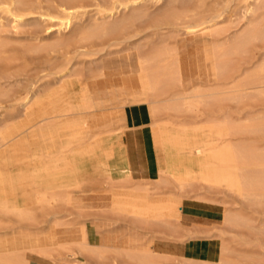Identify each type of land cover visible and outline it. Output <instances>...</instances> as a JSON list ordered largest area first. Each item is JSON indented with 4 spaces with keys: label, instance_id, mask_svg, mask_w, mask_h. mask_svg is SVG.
Segmentation results:
<instances>
[{
    "label": "bare ground",
    "instance_id": "obj_1",
    "mask_svg": "<svg viewBox=\"0 0 264 264\" xmlns=\"http://www.w3.org/2000/svg\"><path fill=\"white\" fill-rule=\"evenodd\" d=\"M83 1L0 0V109L3 102L15 100L17 104L14 117L0 120V264H263L264 226H256L254 220L240 213L220 210V226L189 228L192 231L187 240H194V244L177 253L167 246L155 245V240L150 245L132 240L112 222L107 224L111 228L105 236L88 223L68 225L54 220L37 225L47 208L63 203L81 214L91 209L107 216L127 217L140 228L156 227L171 237H179V228L173 222L181 225L184 218H208V213L200 210L206 204L201 198L192 204L182 201L180 209L163 212L140 203L124 206L112 197L113 188L104 187L118 184L121 189L144 192L147 197L158 194L142 187L123 186L144 178L145 172L154 175L156 181L168 176L181 186L193 183L177 180L165 170L145 171L119 181L108 176L80 181L76 175L73 187L37 189L31 165L33 154L43 162L44 171H51L49 162L62 157L69 163L70 172L73 169L69 158L74 146L59 136L67 132L74 120L71 116H78L80 124L85 118L91 121L92 131L84 130L89 134V143L97 142L104 134L123 130L136 133L158 124L204 129L205 147L196 148L194 154L206 155L212 162L230 152L239 171L241 198L260 209L264 206V147L239 139L248 134L262 137L263 115L249 113L240 122L224 117L199 124L154 121L143 125L146 119L164 115L201 117L221 111L225 104L248 109L254 104L264 105V53L257 63L248 59L253 47L264 50V0H89L97 9L88 21L83 20L89 12ZM145 3L159 5L158 14L152 16L142 9ZM25 25L34 28L21 31L22 35L18 29ZM163 29H170V41L160 36L152 46L141 42L145 31L160 33ZM178 33L180 38L197 41L196 52L213 84H193L194 79L186 76ZM171 40L175 43L170 44ZM119 45H123L126 55L120 70L112 76L110 67L97 62L106 48L112 50ZM77 57L82 59L76 62ZM235 58L248 67H234ZM28 59H40L37 64H42L36 65H46L51 71L46 75L40 71L44 76L37 78L39 73H34L35 77L31 74L30 78L29 71L33 70L27 74ZM93 85L99 87L95 89ZM135 96L140 99L133 101ZM43 102L48 103V110L37 117ZM118 106L132 110L114 112V120L127 123L136 119L139 128L103 131L100 126L94 130L92 113ZM215 129L224 134L214 138ZM30 131L37 133L35 150L27 145ZM40 147L42 153H38ZM23 158L28 164L26 171L20 163ZM213 181L198 183L214 188L217 184ZM87 192L98 193L96 206L82 203L80 196ZM233 231L243 233L244 238L240 235L239 241L226 239ZM212 237L218 238L220 244L210 245L201 239ZM233 244L253 249L254 256L238 253Z\"/></svg>",
    "mask_w": 264,
    "mask_h": 264
},
{
    "label": "rangeland",
    "instance_id": "obj_2",
    "mask_svg": "<svg viewBox=\"0 0 264 264\" xmlns=\"http://www.w3.org/2000/svg\"><path fill=\"white\" fill-rule=\"evenodd\" d=\"M84 1H83V5L85 9H87L86 11L87 12L89 11L88 12L89 15L84 14L87 16V18L86 16L83 15L84 16L83 20L88 21L92 17H94L95 12H93V10L96 11L95 9L97 8L92 1L89 0H84ZM159 8H160L159 5H153L151 3H145L144 6H142V9H145L152 16L158 14ZM29 26L30 25H28V28L26 25L24 26L27 29H25L22 26L21 29L22 28L24 29L21 30L19 28L18 31L20 32L25 30L30 31L32 29L31 27L33 26H31L30 28ZM29 31H26V33H28ZM20 32L18 33L20 34ZM151 32L152 31L148 30L142 34L141 42L143 41L142 43H144L145 45L156 44L160 36H163L166 39L168 38V36L170 37L172 36L170 29L169 30L163 29L160 32L161 34L157 32H152V33ZM21 34L24 35L22 32ZM180 35L181 33L177 34L179 38L181 37ZM183 38H180L179 42L184 40L185 47L183 48L182 55L185 62L186 76L194 79L193 84H201V85L213 84V81L207 75L208 70L206 69V66L202 63L200 54L196 52L195 47L197 45V41L191 39L190 37H183ZM168 40L169 38L167 39V41ZM169 43L172 44L175 42L172 41ZM123 48H124L123 45L112 47V50L111 49L108 50L109 48H106L105 49L106 51L104 50L103 52L104 54L103 53L100 54L101 58L97 63L104 62L108 67H110L109 75L113 76L114 73L120 70L119 66L123 62L124 56L126 55L125 51H123ZM259 48L260 49H258V46H255L250 50L249 52L250 57L248 55V59L251 58L250 63H257L258 60L260 61V57L261 55H263L264 50L261 49V47ZM81 59H82L81 57L80 58L77 57V59L74 60L77 62V60L80 61ZM236 59L237 58H235L232 63L234 67H236L239 70H243L244 68L248 67V65L240 63V59L237 60ZM28 60L30 63L29 62L27 63H29L30 66L29 64H27L28 66L27 74H28V70H33L31 71L32 73L29 71L28 74L29 77L32 74L34 78L35 74L39 73L37 74V78H40L41 76H44L48 74L49 71H51V69L47 68L46 65L42 67L37 66L42 64L40 61L39 64H37L38 60L40 59H37V61L31 59ZM35 65L37 67H35ZM78 67H82V65H79ZM42 69L45 71H43ZM40 71L44 72V75L41 74ZM97 87H99V85H93L92 88L96 89ZM1 105L3 106H1L0 109L1 110L0 120L6 121L7 119L9 120L10 118L15 116L17 109V104L15 100L3 102ZM251 106L253 107L248 109L232 104H225L222 106L221 111L215 113H207L201 117L164 115V116H157L154 118L146 119L144 120L143 125L149 124L150 122H154V121L169 122L180 125H188L193 123L199 124L211 118L216 120H221L224 117H228L234 122H240L243 121L246 115L249 113L264 116V105L254 104ZM47 110H48V103L43 102L37 109V117L41 112L44 111L47 112ZM130 110H132V108L130 107L118 106L115 108H106V109L97 110L94 113H92L91 116L93 117L94 122L97 121L98 116H103L106 129L129 127L131 129L136 130L139 128V126H137L136 119L135 120L132 119L131 122H127V123L114 120V116H115L114 112H118L116 114H119V111L120 113H124L125 111H130ZM77 117L71 116L70 118L74 120L70 121L71 122L70 124H72L75 127L77 125H80V128H71L67 132H63V131L60 132L59 136L61 138L64 139L74 138L81 136L84 130L92 131V125H91L92 123L89 119L85 118L81 120L82 124H80L79 122L80 119H77ZM22 120H23L22 118L19 119V121ZM140 130L143 131V136L140 138L137 137L135 138V140L132 141L127 140L126 134L134 132L133 130L119 131L117 133H113L114 135L112 134L102 135V140L106 142L112 141L108 147L110 150V157L107 159V162H105L102 148L100 147V145L96 143L92 144V148L95 149L94 157L95 158L99 157V161L101 165L98 171L100 176L103 177L102 179L108 176L114 181H119L120 179H124L133 176L135 174H140L145 171L165 170L167 173H169L177 180L188 181L193 183L187 186H181L168 176H162L160 177V181H156V178L153 175L142 179L131 180L127 184L123 185L124 187L127 188L142 187L150 190L152 193H158L155 195H151L149 197H147V194L144 192H136L130 189L119 188L122 185L121 186L118 184L104 185V187L106 188L107 187L113 188L111 195L114 198V200L119 201L124 206H129V204L132 203L134 204L140 203L149 207H154L155 209H159L163 212H167V211H175L180 209L182 206V201H187V203L192 204L193 201H195V199L201 198L204 200L206 204H203L200 207V210L205 213H208V218L198 219V220L195 218H188V219L184 218V220H182L181 222V225L173 222V225L178 226L179 228L177 232L179 237H171L167 235L166 232L164 233L162 229L160 230L159 228L157 229L156 227H154L155 229L153 227H151L152 229L140 228L138 225H135L130 218L127 217L116 218L113 216L104 215L99 211H94L91 209L81 214L71 205L63 203L58 205V207L47 208L38 218L37 225L38 226L48 225L54 220L68 225L88 223V225L95 226L96 228L99 229V231L104 230L106 233L107 231H110L109 228H111V227H107V224L112 222L114 223L113 226L115 228L121 229L127 236L131 237L133 240H138L140 243H143L145 245H150L155 240L154 242L155 245L167 246V248H169L174 253L186 250V248L194 244V240H187L188 238L187 234H189L193 230L192 227L195 228V226L197 227L202 226L204 227V229H210L212 227H215V225H217L216 227L220 226L221 223L219 220V215L221 214L220 210H222L223 212L244 214L249 218H251L252 220H254V224L256 226H258L259 224L262 227L264 226V206L263 208L261 206V209L258 206L256 207L252 206L251 204L244 202L240 196L239 192H241V189H240L239 171L237 170V165L233 162L231 153L230 152L224 153L217 160H214L212 162L209 159V157L206 155L203 157V156H196L194 154V150L196 148L205 147L206 141H205L204 129L201 128L183 129L175 126L158 124L155 127H147V128L143 127ZM212 132L214 138L216 136L224 134V132L219 131V129H215ZM88 135L85 136L84 140L87 139L86 137H88ZM27 138H28V144H27L28 148L31 150L32 149L35 150L38 145L37 133L30 131V133H28L27 135ZM112 138H115V140ZM239 139L245 141L247 144H250L249 142H251L253 145L256 146L260 144L258 147H264V135H262L261 137L260 135L257 136V135L248 134L239 137ZM254 142L255 143L257 142L258 144L257 143L255 144ZM142 153H145L149 156L148 158L149 162L147 167L136 166L138 165L136 164V161L140 158ZM102 160L104 161L106 167L103 166ZM25 161L26 159L24 160L23 158L22 162L20 163L22 168L26 171L28 170V164L27 161L26 162ZM49 166L51 171H44L43 162L35 158V154H33L32 168L34 171V176H35L34 178L37 185V189L53 188V190H57V189L66 188V186L67 187L75 186L74 180H76V174L74 168L71 169L70 172L69 163L65 158L62 157L56 159L54 162H49ZM238 167L242 169L248 168V166H244V165L243 166L238 165ZM201 180L204 181L214 180L213 182L216 183L217 186L214 188H209L203 183H198ZM97 197H98V193L91 194L90 192H87L82 196H80L82 203L85 206H96L97 203H99ZM211 206H215L217 207V209ZM213 215H215L216 217H214ZM189 228H191L192 230H190ZM236 232L237 231L229 232L232 235L228 234V236H226L225 238L226 239L228 238L230 240L231 238H234V241L241 240L240 239L241 232L240 235L238 233L236 234ZM178 235L176 234V236ZM241 238L242 239L244 238L243 233L241 235ZM201 239H204L206 243L210 245L220 244L218 238L213 239L212 237V238H201ZM204 240H197V241L201 242ZM232 246L235 247V250L238 253L242 251L244 253H247V256H250L249 254L254 256L255 251L253 249L241 248L236 246L235 244H233ZM233 259L236 258L233 257ZM261 260L263 261L262 263L264 264V255L262 256Z\"/></svg>",
    "mask_w": 264,
    "mask_h": 264
},
{
    "label": "crops",
    "instance_id": "obj_3",
    "mask_svg": "<svg viewBox=\"0 0 264 264\" xmlns=\"http://www.w3.org/2000/svg\"><path fill=\"white\" fill-rule=\"evenodd\" d=\"M184 47H185L184 46V40H182L181 42H179V48H180L181 54H182ZM105 67L107 68L108 66L106 65ZM189 79H190V77H189ZM106 87H112V86L110 84H107ZM137 99H140V98H138L136 96L133 97V101H135ZM100 126H102L101 127L102 130L105 131L106 127H105V121L103 119V116H98L97 121L94 122V130L97 131L98 129H100ZM71 128H80V125H77L75 127L72 124H70L68 130ZM134 133L135 132L127 133L126 134L127 140L132 141V140H135V138H137V137L140 138L143 136L142 130H137L136 133L135 134ZM85 136H86V133H84V131H83L81 136L67 139L69 146H76V147H74L73 151L70 154V161L73 165L75 173L78 176V178L80 179V181H86V180H88L94 176H97L99 178H103L102 176H100L99 171H98V169L101 165L100 161H99V157L98 158L94 157L95 149L92 148L93 143H89L88 141L84 140ZM112 139L115 140V138H112ZM111 142L112 141L106 142L102 139H98L97 142H94V143L100 145V147L102 148V152L104 155L105 162H107V159L110 157V150L108 147H109ZM43 151H44L43 148L40 147V152L42 153ZM148 158H149V156L147 154L142 153L140 158L136 161V164H138L136 166L137 167H142V166L147 167L148 162H149ZM102 162H103L102 163L103 166L106 167L103 160H102ZM31 165H32V161H31ZM143 177L144 178L150 177V174L148 172H145V173H143ZM91 227L96 229L97 232L99 234H101V236L106 235L104 230L99 231V229L96 228L95 226H91ZM129 238L132 239L131 237H129Z\"/></svg>",
    "mask_w": 264,
    "mask_h": 264
}]
</instances>
